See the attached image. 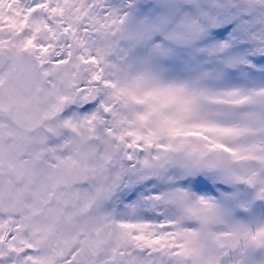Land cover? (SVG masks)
<instances>
[{
    "label": "snow or ice",
    "instance_id": "6c2138e0",
    "mask_svg": "<svg viewBox=\"0 0 264 264\" xmlns=\"http://www.w3.org/2000/svg\"><path fill=\"white\" fill-rule=\"evenodd\" d=\"M0 264H264V0H0Z\"/></svg>",
    "mask_w": 264,
    "mask_h": 264
}]
</instances>
